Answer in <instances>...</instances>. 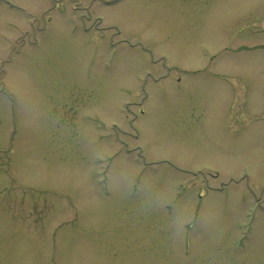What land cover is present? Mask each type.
<instances>
[{
	"label": "rangeland",
	"instance_id": "374dc122",
	"mask_svg": "<svg viewBox=\"0 0 264 264\" xmlns=\"http://www.w3.org/2000/svg\"><path fill=\"white\" fill-rule=\"evenodd\" d=\"M104 1L0 0V264H264V0Z\"/></svg>",
	"mask_w": 264,
	"mask_h": 264
},
{
	"label": "flooded vegetation",
	"instance_id": "af4514ba",
	"mask_svg": "<svg viewBox=\"0 0 264 264\" xmlns=\"http://www.w3.org/2000/svg\"><path fill=\"white\" fill-rule=\"evenodd\" d=\"M75 1H77V0H75ZM105 3L104 4H106V5H110L111 4V0L110 1H104Z\"/></svg>",
	"mask_w": 264,
	"mask_h": 264
}]
</instances>
